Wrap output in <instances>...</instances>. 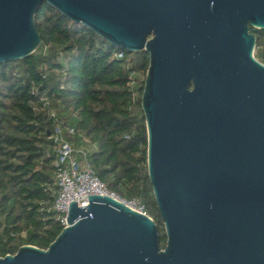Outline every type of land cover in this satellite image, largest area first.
<instances>
[{
  "label": "water",
  "instance_id": "95a60500",
  "mask_svg": "<svg viewBox=\"0 0 264 264\" xmlns=\"http://www.w3.org/2000/svg\"><path fill=\"white\" fill-rule=\"evenodd\" d=\"M49 3L113 46L145 51L147 166L164 224L99 195L70 203L47 248L0 264H264V0H0V64L40 45Z\"/></svg>",
  "mask_w": 264,
  "mask_h": 264
},
{
  "label": "trees",
  "instance_id": "16d2710c",
  "mask_svg": "<svg viewBox=\"0 0 264 264\" xmlns=\"http://www.w3.org/2000/svg\"><path fill=\"white\" fill-rule=\"evenodd\" d=\"M35 25L37 50L0 64V257L26 245L47 249L64 229L53 210L56 125L74 126L90 142L88 160L97 177L144 204L164 249L167 237L147 166L141 105L146 79L133 102L134 76H147L149 55L113 46L46 2ZM250 31L255 57L264 64V29Z\"/></svg>",
  "mask_w": 264,
  "mask_h": 264
},
{
  "label": "built area",
  "instance_id": "2783aa9c",
  "mask_svg": "<svg viewBox=\"0 0 264 264\" xmlns=\"http://www.w3.org/2000/svg\"><path fill=\"white\" fill-rule=\"evenodd\" d=\"M119 58L123 55L119 54ZM132 85L135 86L133 93V102L138 100V83L136 75ZM44 106L49 102L43 99ZM52 117H56L54 111H50ZM54 144L56 186L57 195L53 202V210L57 214V220L63 228L68 226V213L70 203L76 202L79 207L88 205V196L99 195L112 198L123 205L132 208L138 213L149 216L145 211L144 204L138 199H127L118 193L109 189L102 182L91 165L89 164L90 142L80 135L74 126L56 125L51 135ZM150 217V216H149ZM151 218V217H150Z\"/></svg>",
  "mask_w": 264,
  "mask_h": 264
},
{
  "label": "rangeland",
  "instance_id": "374dc122",
  "mask_svg": "<svg viewBox=\"0 0 264 264\" xmlns=\"http://www.w3.org/2000/svg\"><path fill=\"white\" fill-rule=\"evenodd\" d=\"M136 79H137L138 83H142L146 79V76L144 73H138L136 75Z\"/></svg>",
  "mask_w": 264,
  "mask_h": 264
}]
</instances>
